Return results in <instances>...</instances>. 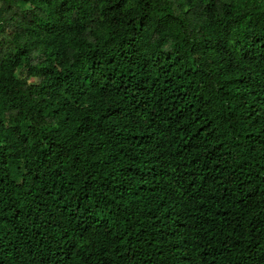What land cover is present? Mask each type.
<instances>
[{
  "label": "trees",
  "instance_id": "1",
  "mask_svg": "<svg viewBox=\"0 0 264 264\" xmlns=\"http://www.w3.org/2000/svg\"><path fill=\"white\" fill-rule=\"evenodd\" d=\"M0 264H264V0H0Z\"/></svg>",
  "mask_w": 264,
  "mask_h": 264
}]
</instances>
